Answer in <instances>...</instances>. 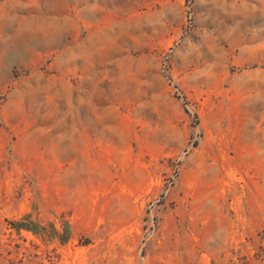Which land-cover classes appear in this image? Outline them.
Here are the masks:
<instances>
[{
  "label": "rangeland",
  "instance_id": "374dc122",
  "mask_svg": "<svg viewBox=\"0 0 264 264\" xmlns=\"http://www.w3.org/2000/svg\"><path fill=\"white\" fill-rule=\"evenodd\" d=\"M0 264H264V0H0Z\"/></svg>",
  "mask_w": 264,
  "mask_h": 264
}]
</instances>
